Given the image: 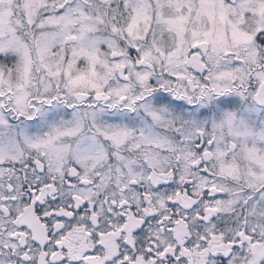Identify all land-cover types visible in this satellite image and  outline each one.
I'll list each match as a JSON object with an SVG mask.
<instances>
[{
    "label": "snow or ice",
    "instance_id": "1",
    "mask_svg": "<svg viewBox=\"0 0 264 264\" xmlns=\"http://www.w3.org/2000/svg\"><path fill=\"white\" fill-rule=\"evenodd\" d=\"M0 264H264V0H0Z\"/></svg>",
    "mask_w": 264,
    "mask_h": 264
}]
</instances>
